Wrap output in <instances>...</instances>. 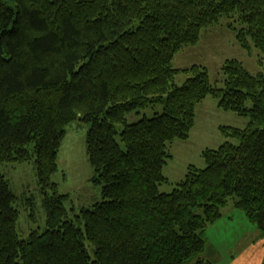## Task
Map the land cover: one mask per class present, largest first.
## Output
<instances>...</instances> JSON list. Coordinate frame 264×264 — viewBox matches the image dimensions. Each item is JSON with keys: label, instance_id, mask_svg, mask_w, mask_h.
<instances>
[{"label": "trees", "instance_id": "16d2710c", "mask_svg": "<svg viewBox=\"0 0 264 264\" xmlns=\"http://www.w3.org/2000/svg\"><path fill=\"white\" fill-rule=\"evenodd\" d=\"M223 18L264 54V0H0V164L34 160L47 213L21 238L0 171V264H214L203 234L230 200L264 234V72L230 59L219 86L203 65L173 64ZM208 96L249 124L222 127L229 139L203 151L207 166L162 192L170 144L190 138ZM77 119L103 197L71 215L52 175Z\"/></svg>", "mask_w": 264, "mask_h": 264}, {"label": "rangeland", "instance_id": "374dc122", "mask_svg": "<svg viewBox=\"0 0 264 264\" xmlns=\"http://www.w3.org/2000/svg\"><path fill=\"white\" fill-rule=\"evenodd\" d=\"M229 19L223 18L219 26L209 27L202 31L200 41L193 46H185L174 57L173 64L177 68H187L194 64L208 69L212 83L219 86L223 83L222 66L230 59L241 61L252 74L264 72V54L254 46L251 52L243 49L236 39V33L227 24ZM186 76L180 74L176 83L181 85ZM161 110V107H159ZM143 114L153 115L152 109L142 111L140 115L130 113L129 123L139 120ZM249 118L239 116L233 111H225L218 106V99L208 96L196 108V122L188 140H176L170 144L172 158L164 167V174L170 183L160 186L162 192H172L178 182L184 179L187 169L194 165L205 168L202 156L205 149H216L229 138L222 127L247 128ZM89 124L77 119L66 128L58 155V168L52 175V181L58 184V190L68 195L65 206L71 215L82 208H91L102 200V189L92 181L94 169L87 154L86 136ZM0 171L8 180L11 190L16 195L14 207L19 211L17 231L21 238H28L32 230H44L47 213L43 204L44 195L38 183L34 160L29 162H12L0 164ZM223 217L210 224L203 237L206 248L202 258L214 264H230L241 250L247 246L248 240L264 239V234L257 225L250 222L244 211L235 208L233 200L222 209ZM93 255V251L91 252Z\"/></svg>", "mask_w": 264, "mask_h": 264}, {"label": "crops", "instance_id": "0c3cea01", "mask_svg": "<svg viewBox=\"0 0 264 264\" xmlns=\"http://www.w3.org/2000/svg\"><path fill=\"white\" fill-rule=\"evenodd\" d=\"M230 264H264V239L253 242L248 240L247 246L232 259Z\"/></svg>", "mask_w": 264, "mask_h": 264}]
</instances>
